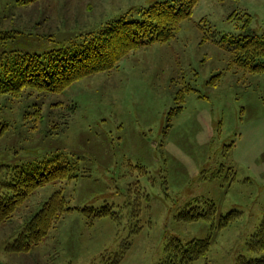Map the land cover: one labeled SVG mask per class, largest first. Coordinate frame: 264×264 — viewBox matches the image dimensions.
Instances as JSON below:
<instances>
[{"label":"rangeland","instance_id":"374dc122","mask_svg":"<svg viewBox=\"0 0 264 264\" xmlns=\"http://www.w3.org/2000/svg\"><path fill=\"white\" fill-rule=\"evenodd\" d=\"M157 1L0 0V55L71 46ZM247 32L264 35V0H196L169 40L109 70L60 91L0 94V181L7 166H75L0 224V264H162L168 243L206 237V254L188 264L256 257L246 241L264 214V72L236 67L218 42ZM54 192L70 211L27 252L7 250ZM84 206L115 217H87Z\"/></svg>","mask_w":264,"mask_h":264},{"label":"trees","instance_id":"16d2710c","mask_svg":"<svg viewBox=\"0 0 264 264\" xmlns=\"http://www.w3.org/2000/svg\"><path fill=\"white\" fill-rule=\"evenodd\" d=\"M176 2L167 0L154 2L141 10L137 19L122 16L107 21L102 27L90 33L89 37L68 47L52 49L41 54L23 51L2 53L0 94H15L24 88L60 91L79 78L113 68L132 49L143 44L169 40L181 22L189 17L196 0ZM248 22L247 17L245 24L248 25ZM221 39L218 42L231 51L233 65L250 73L264 72L263 34L247 32L231 39L224 38V42ZM53 160L7 166L9 172L0 181V224L10 219L17 205L36 188L75 175L74 164L69 162L52 164ZM208 205L209 211H212L213 202L210 201ZM70 209L63 194L54 192L44 206L32 216L31 221L22 227L13 242L7 246V250L27 252L31 246L41 242L53 224ZM81 211L87 217L107 215L115 217L111 211L96 209L93 206H84ZM209 211L205 210L199 216L211 219L205 214L210 213ZM236 215L234 210H230L220 217L218 225L225 227ZM176 242L175 245L169 243L166 245L167 262L162 264H188L206 254L210 246L209 237L186 243ZM246 247L257 253V256L248 259L240 255L236 264H264V214L246 241ZM118 261L119 258L115 257L113 264H117Z\"/></svg>","mask_w":264,"mask_h":264}]
</instances>
